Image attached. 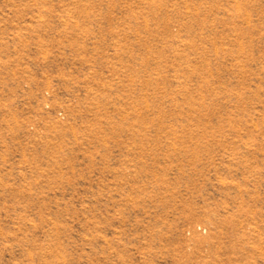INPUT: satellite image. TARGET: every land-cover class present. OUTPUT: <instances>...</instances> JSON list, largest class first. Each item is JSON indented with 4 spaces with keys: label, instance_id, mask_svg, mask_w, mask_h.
<instances>
[{
    "label": "rangeland",
    "instance_id": "rangeland-1",
    "mask_svg": "<svg viewBox=\"0 0 264 264\" xmlns=\"http://www.w3.org/2000/svg\"><path fill=\"white\" fill-rule=\"evenodd\" d=\"M0 264H264V0H0Z\"/></svg>",
    "mask_w": 264,
    "mask_h": 264
}]
</instances>
